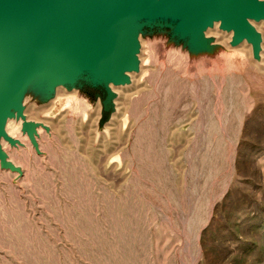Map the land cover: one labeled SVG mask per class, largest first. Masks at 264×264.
Returning a JSON list of instances; mask_svg holds the SVG:
<instances>
[{"label": "rangeland", "instance_id": "rangeland-1", "mask_svg": "<svg viewBox=\"0 0 264 264\" xmlns=\"http://www.w3.org/2000/svg\"><path fill=\"white\" fill-rule=\"evenodd\" d=\"M67 15L0 123V264H264V0Z\"/></svg>", "mask_w": 264, "mask_h": 264}, {"label": "water", "instance_id": "water-1", "mask_svg": "<svg viewBox=\"0 0 264 264\" xmlns=\"http://www.w3.org/2000/svg\"><path fill=\"white\" fill-rule=\"evenodd\" d=\"M65 5L66 0H0V123L19 85L34 74L39 52Z\"/></svg>", "mask_w": 264, "mask_h": 264}, {"label": "bare ground", "instance_id": "bare-ground-1", "mask_svg": "<svg viewBox=\"0 0 264 264\" xmlns=\"http://www.w3.org/2000/svg\"><path fill=\"white\" fill-rule=\"evenodd\" d=\"M70 9V0H66V5H65V9H64V11H63V14L61 15V18H60V20H59V22L55 25V27L49 32V34H48V36H47V39H46V41H45V44H44V46H43V48L41 49V51L39 52V55H38V57H37V61L35 62V71H34V74L32 75V77H30V79L29 80H31V79H35L36 78V76L38 75V74H40L41 73V71H44L43 69H42V67H44V66H40L39 64H40V60H41V58H43V56H45L46 54H47V51L49 50V47H50V44H51V42H52V40L57 36V34H58V32H59V30H61L62 28H65V24L67 23H65V17H66V20H67V17L69 16V15H66L67 14V11ZM66 26H68V25H66ZM45 63H46V61H45ZM48 64V63H47ZM43 65V64H42ZM46 65V64H45ZM47 67V66H46ZM24 83V82H23ZM22 83V84H23ZM22 84L21 85H19V87L20 86H22ZM18 87V88H19ZM19 92H21V88L19 89V91L17 92V95H19ZM16 95V97H15V99L16 100H19L20 99V97H19V99H17V96ZM16 112H17V110H16ZM18 114V113H17ZM23 114V113H22ZM25 120V119H24Z\"/></svg>", "mask_w": 264, "mask_h": 264}]
</instances>
